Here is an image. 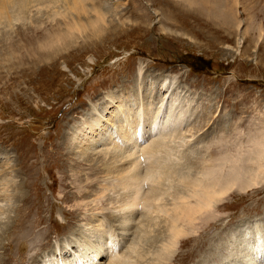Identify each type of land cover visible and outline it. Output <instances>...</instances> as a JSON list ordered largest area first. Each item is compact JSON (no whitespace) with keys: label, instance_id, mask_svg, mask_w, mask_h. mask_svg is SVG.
Segmentation results:
<instances>
[{"label":"rangeland","instance_id":"374dc122","mask_svg":"<svg viewBox=\"0 0 264 264\" xmlns=\"http://www.w3.org/2000/svg\"><path fill=\"white\" fill-rule=\"evenodd\" d=\"M83 1L87 15L60 0L34 2L27 15L0 25V183L8 190L0 216V233L6 232L0 264H43L58 247L70 249L69 233L89 226L94 212L104 216L107 231L115 228L123 238L107 194L90 203L104 174L93 169L96 163L68 153V132L94 107L100 110L110 93L120 95L122 104L134 103L136 111L155 112L162 103L157 95L165 94L159 88L163 78L175 80L182 104L197 115L189 125L192 136L187 126L174 131L175 141L187 142L172 152L177 169L192 178L204 169L242 171L218 204V215L196 222V232L187 226L166 263L243 264V241H264V158L256 160L264 152L263 6L254 0H238V11L236 0ZM96 9L105 18L100 32L66 33L74 22L94 20ZM144 96L151 98L145 102ZM178 103L171 104L176 118ZM124 196L122 188L114 189L112 198ZM159 221L141 241V252L149 253L137 264H154L151 252L166 234ZM29 223L46 226V242L22 254L11 234Z\"/></svg>","mask_w":264,"mask_h":264},{"label":"bare ground","instance_id":"6f19581e","mask_svg":"<svg viewBox=\"0 0 264 264\" xmlns=\"http://www.w3.org/2000/svg\"><path fill=\"white\" fill-rule=\"evenodd\" d=\"M43 1L55 2L59 0H0V25L11 24L15 18L18 19L23 14L27 15L32 10L31 6L34 8L38 4H34V2ZM60 1L63 2L61 4H66L72 12L76 11L78 14L87 13L86 10L88 9L86 8L85 10L83 0ZM200 1L203 4V0ZM263 2L264 0H254L255 5L263 6L264 8ZM240 4L236 0L233 5L236 11L241 9ZM221 6L223 5L221 4ZM36 9H38V12L40 11V8ZM249 10L251 9L249 8ZM34 11L36 12L35 9ZM94 18L86 25L79 24V22L68 24L70 30L66 33L71 36L75 32L82 33L88 28L96 31V33L100 32V22H103L105 18L103 19L102 13L97 11V9L94 12ZM17 19L15 21H18ZM240 24L237 25V28H239ZM142 72L143 67H138L137 75L139 77H141ZM174 81H169L168 78L161 80L160 92L164 90L165 94L157 95V98L162 97L160 101L162 103H160L159 109L155 112L154 110H149L148 107L136 111L134 103L122 104L124 100L120 95L110 93L106 96L100 110L94 107L92 113L82 117L81 121L71 127L67 138L68 153L77 155V158L83 156L88 159L87 161L90 160L96 163L95 166L98 167L93 169H100L98 173L104 174L101 177H97L98 181L95 184L99 190L96 194H92L90 203L91 200H98L99 197L107 194L104 196V200L116 212V217L113 221L118 229L121 230L120 236L128 239V241L119 238L118 234H116L117 231L115 232V228L113 229L109 223L107 224L112 229L106 230L108 228L104 224L106 220L101 213L91 212V226H79V228L76 227L77 229L69 233V241L67 242L71 246L70 249L66 250L64 249L66 247H58L53 254L50 252L47 255L45 262H42L43 264H137L140 259H143L145 254L140 250L141 241L146 236L150 237V233L160 224L159 220L164 222L166 234L163 237L164 239H161L162 241L157 246L158 248L151 253L154 264H164L175 252L180 238L185 236L188 231L187 226H192L194 230L197 225L196 222L199 220L208 217L214 218L218 215V204L223 200V195L225 196L229 186L241 181L242 171L241 173L239 171L236 172V170H233L235 167L232 166V169L231 165H229L231 169L227 173H225V169L221 171V169L214 168L207 170L205 173V169H202L203 172L201 171L195 178H192L188 177L189 174L183 176L184 172L182 174L180 172L181 168L177 169L178 167L174 164L176 161L172 163L171 155L174 152L173 150L176 149L174 147L180 145L182 148L187 143L185 139H179V142L175 141L174 131L181 126H187L188 134L192 136L194 128L189 125H193L191 119H195V116H197L195 111L191 112L192 109L189 104H182L181 95L177 96V92H183L175 90L177 87L172 86ZM149 98L151 97L144 96L143 100L145 101ZM173 101H178V104H180L176 106L177 111L180 112L178 118L175 117L171 107ZM190 104H192V101ZM188 120L190 121L188 122ZM183 137L186 136L183 135ZM263 148L262 150H264ZM260 153H263V156L259 154L260 157L256 160L264 158V152L261 151ZM224 159L225 162L231 161ZM223 160L222 162H224ZM233 161H231V164H233ZM222 162H220V165ZM215 164L219 165L218 162ZM260 165L259 167H261ZM227 166L226 171L228 169ZM207 167L208 169L210 168L209 166ZM223 171L225 174H223ZM6 186L2 182L0 183V216L5 213L3 210L5 205L2 201L6 198L4 195L8 193ZM118 187L125 191L123 200L112 198L114 189ZM23 232L14 231L10 239L11 243L22 254L26 250L18 246V240ZM2 236L6 238V232L0 233V238ZM9 237L10 233H8L7 238L9 239ZM243 242L246 243L244 244L245 248L243 247L245 249L243 264H264V241L255 240L254 243V241L248 240ZM76 247L77 249H75ZM30 258L34 259L31 256Z\"/></svg>","mask_w":264,"mask_h":264},{"label":"clouds","instance_id":"9594fccd","mask_svg":"<svg viewBox=\"0 0 264 264\" xmlns=\"http://www.w3.org/2000/svg\"><path fill=\"white\" fill-rule=\"evenodd\" d=\"M47 230L43 224L29 223L18 240V246L26 252L38 250L46 242Z\"/></svg>","mask_w":264,"mask_h":264}]
</instances>
